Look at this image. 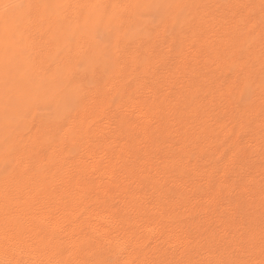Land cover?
I'll use <instances>...</instances> for the list:
<instances>
[{
    "label": "bare ground",
    "instance_id": "6f19581e",
    "mask_svg": "<svg viewBox=\"0 0 264 264\" xmlns=\"http://www.w3.org/2000/svg\"><path fill=\"white\" fill-rule=\"evenodd\" d=\"M0 264H264V0H0Z\"/></svg>",
    "mask_w": 264,
    "mask_h": 264
},
{
    "label": "snow or ice",
    "instance_id": "6c2138e0",
    "mask_svg": "<svg viewBox=\"0 0 264 264\" xmlns=\"http://www.w3.org/2000/svg\"><path fill=\"white\" fill-rule=\"evenodd\" d=\"M5 13H10L15 6L11 4L2 5ZM39 7V6H37ZM85 7L104 9V5H87ZM140 20L145 27H150L154 20L148 15L141 14ZM104 21H107V26L104 25ZM120 21L115 12L109 13L105 11L101 19V26L98 27L94 33V39L102 46L107 47L108 42L119 32Z\"/></svg>",
    "mask_w": 264,
    "mask_h": 264
}]
</instances>
